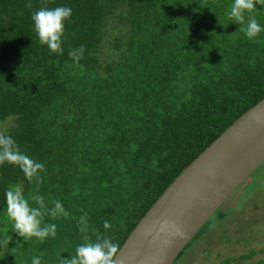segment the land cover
<instances>
[{
  "label": "trees",
  "instance_id": "trees-1",
  "mask_svg": "<svg viewBox=\"0 0 264 264\" xmlns=\"http://www.w3.org/2000/svg\"><path fill=\"white\" fill-rule=\"evenodd\" d=\"M232 3L32 0L28 9L26 0H0V132L45 165L40 185L17 166H0V239L12 240L0 248V264L70 259L84 243L85 213L93 242L105 235L121 246L171 181L264 97V32L249 39L239 30ZM59 6L72 9L62 55L40 43L31 19ZM256 7L264 27V6ZM80 45L77 63L68 51ZM15 186L32 207L39 194L70 213L45 216L55 237L16 234L5 198Z\"/></svg>",
  "mask_w": 264,
  "mask_h": 264
},
{
  "label": "water",
  "instance_id": "water-1",
  "mask_svg": "<svg viewBox=\"0 0 264 264\" xmlns=\"http://www.w3.org/2000/svg\"><path fill=\"white\" fill-rule=\"evenodd\" d=\"M262 162L264 97L238 116L161 192L122 242L117 264H172L190 238ZM164 221L169 228L159 233ZM173 226L183 235L176 236Z\"/></svg>",
  "mask_w": 264,
  "mask_h": 264
},
{
  "label": "clouds",
  "instance_id": "clouds-1",
  "mask_svg": "<svg viewBox=\"0 0 264 264\" xmlns=\"http://www.w3.org/2000/svg\"><path fill=\"white\" fill-rule=\"evenodd\" d=\"M256 5L264 6V0H233L229 16L233 22L241 25L242 30L249 39H255L261 32H264L256 17L253 15ZM25 7L32 9V0H26ZM72 9L67 6L55 8L41 7L32 14V21L35 31L42 45H46L53 53L62 55L64 53L63 37L65 34V22L70 21ZM85 45L71 48L68 55L75 62L79 63L85 55ZM17 166L29 182L37 185L43 183L40 173L45 171V165L32 159L23 153L11 135L0 132V166L4 164ZM7 204V216L13 221V227L19 237L30 239L35 237L44 241L48 237H55L57 232L56 224H45L44 218L50 215L52 218H69L70 213L63 207L59 200L52 201L53 207L49 208L42 195L31 196V200L38 207L30 206L29 199L24 195L21 186L9 188L5 192ZM89 217L87 213L79 219V231L82 234L84 243L77 245L75 254L70 259H62L61 264H117V257L120 253V245L113 242L111 237L97 235L93 242L89 236ZM104 229L112 228L110 221H104ZM175 227V226H173ZM156 228L153 224L152 229ZM169 228L167 221L159 224V233L166 232ZM152 229H149L148 234ZM174 234L178 237L183 235L179 227H175ZM11 238L5 236L0 239V248H7ZM31 264H42L41 256H34Z\"/></svg>",
  "mask_w": 264,
  "mask_h": 264
},
{
  "label": "rangeland",
  "instance_id": "rangeland-1",
  "mask_svg": "<svg viewBox=\"0 0 264 264\" xmlns=\"http://www.w3.org/2000/svg\"><path fill=\"white\" fill-rule=\"evenodd\" d=\"M250 251V258L236 260ZM172 264H264V162L223 201Z\"/></svg>",
  "mask_w": 264,
  "mask_h": 264
}]
</instances>
